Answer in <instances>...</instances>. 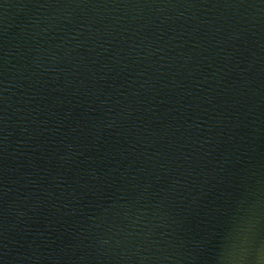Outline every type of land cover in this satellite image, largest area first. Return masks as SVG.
<instances>
[{
    "label": "water",
    "instance_id": "water-1",
    "mask_svg": "<svg viewBox=\"0 0 264 264\" xmlns=\"http://www.w3.org/2000/svg\"><path fill=\"white\" fill-rule=\"evenodd\" d=\"M264 0H0V264H256Z\"/></svg>",
    "mask_w": 264,
    "mask_h": 264
},
{
    "label": "clouds",
    "instance_id": "clouds-1",
    "mask_svg": "<svg viewBox=\"0 0 264 264\" xmlns=\"http://www.w3.org/2000/svg\"><path fill=\"white\" fill-rule=\"evenodd\" d=\"M256 264H264V249L258 248L255 254Z\"/></svg>",
    "mask_w": 264,
    "mask_h": 264
}]
</instances>
